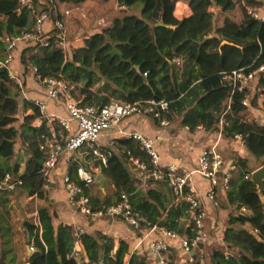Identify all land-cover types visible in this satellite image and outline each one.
<instances>
[{
  "label": "trees",
  "instance_id": "obj_1",
  "mask_svg": "<svg viewBox=\"0 0 264 264\" xmlns=\"http://www.w3.org/2000/svg\"><path fill=\"white\" fill-rule=\"evenodd\" d=\"M46 1L41 12L56 20L60 14L55 12L60 5H80L88 0ZM115 1L120 7L142 3L141 16L125 13L114 20L113 27L74 42L68 52L58 46L55 38L49 48L40 49L37 54L34 43L22 46L21 64L25 74L36 68L35 79L39 83L62 76L67 82L81 85L76 94L85 106L104 107L112 99L132 103L165 99L170 104L171 122L181 120L180 126L192 133L199 127L215 133L224 117L226 138L235 139L238 135L246 138V151L252 158H238L230 189L222 198L223 206L236 209L245 206L250 214L230 215L225 232L229 256L224 247L215 249L210 264H264V193L261 197L258 187L245 178L254 171L249 166L251 160L264 166V126L249 121V111L242 105L244 94L236 92L232 96V87L225 80L227 74L256 60L264 63V23L248 14L240 0H190L192 14L181 21L173 17L175 4L171 0ZM249 3L259 6L255 0ZM32 5L38 11L36 0ZM32 12L28 7H21L19 0H0L1 54L6 52V37L20 36L30 27ZM218 14L224 16L219 27L216 26ZM173 25L176 28L170 27ZM225 41L235 46L221 47ZM177 57L184 60L181 67L173 64ZM22 81L24 85L26 77ZM261 85L264 87V78ZM20 96L21 90L9 79L6 69L0 67V180L8 174L15 181L21 179L22 185L17 190L28 198L37 197L43 204L37 223L26 219L23 224L27 244L35 249L29 257L30 264H82L85 259L88 264H148L147 257L131 255L130 246L124 240H115L100 232L78 236L72 226L65 224L55 227L41 174L45 155L39 148L43 135L53 137L52 129L47 123L38 127L40 108L33 101H20ZM21 103L31 114L17 127ZM253 104L257 105L256 99ZM24 136L39 139L33 142L31 157L22 173L21 159L13 165L6 160L16 154L18 139ZM109 150L111 155L103 173L115 190L104 200L87 190L94 208L116 205L125 193L134 211L145 220L143 230L159 227L194 238L187 227L188 206L174 203L168 182L152 181L141 189L143 183L128 169L124 160L128 152L151 163L141 145L120 138ZM78 168L77 164L70 168L73 180H77ZM78 242L86 257L76 252ZM1 254L0 264H4L5 250ZM170 254L177 256L176 252ZM174 257L169 255L168 264H178Z\"/></svg>",
  "mask_w": 264,
  "mask_h": 264
},
{
  "label": "built area",
  "instance_id": "obj_2",
  "mask_svg": "<svg viewBox=\"0 0 264 264\" xmlns=\"http://www.w3.org/2000/svg\"><path fill=\"white\" fill-rule=\"evenodd\" d=\"M33 0H19L21 7L32 9L34 14L33 26L30 30L24 31L20 36L11 38L6 37L4 42L7 47V55L0 59V67L6 69L9 79L22 91V78L12 69V63L15 60V53L22 46L34 43L37 54L40 49L49 48L52 45V39H56L59 47L66 52L68 47V33L66 20L72 15L69 8L60 11V17L55 24L56 32L47 31L46 26L50 21V15L46 12L33 10ZM259 6L249 3V0H240L241 5L248 14L264 23V0H255ZM53 3L54 0H51ZM184 63L182 57L174 59L173 64L181 67ZM36 75L37 69L33 68ZM147 77V74L145 75ZM264 78V63L257 60L252 65L233 71L225 76V80L232 87V96L236 93L244 94L242 105L253 113L249 121L264 126V112L257 109V106L264 109V87L261 80ZM44 89V98L34 101L40 108L41 118L38 121V127L44 123H58L62 127V134L51 136L43 135L39 145L40 151L45 155V161L41 170L47 191L55 181V171L58 170L62 162L66 161L71 165L73 155L84 152L86 157H92L90 170L83 166L78 168L77 180H73L68 172L64 178L66 186L68 204L77 213L81 214L90 221L108 218L112 220H121L127 223L136 233H143V220L139 213L134 211L129 196L122 194L121 200L116 205L103 206L101 209H95L91 195L87 190L99 181L98 177L102 175L101 169L107 166L108 158L111 155L109 149L116 146V140H112L108 146L100 144L103 135L108 131H115L121 138L131 139L138 142L141 148L148 153L151 163L142 161L128 152L124 160L130 172L135 178L143 184L152 181H167L169 188L174 196L175 204H186L190 212L188 229L194 234V238L181 236L178 233L171 232L165 228L153 227L152 231H159L163 237L179 244V255L182 257L181 264H200L199 255H203L206 248L218 244L224 247L227 257L229 250L225 243L226 227L221 223L209 227L211 213L203 204V197H206L213 205L214 209L223 212V196H226L230 189V183L234 173L238 168V156L228 157L223 151V143L226 138L224 135V117L219 125V130L215 133L203 129L211 138L210 143L203 149L197 162V166L188 170L178 164L162 165L160 156L155 150L153 142L135 132H129L127 129L120 128L123 121L133 118H149L158 123V126L168 130L172 126L168 118L170 104L165 99L128 102L124 100L112 99L104 107L96 105H83L82 100L77 99L76 89L79 84L67 82L60 76L59 78H47L40 82ZM258 105H254V100ZM53 102L62 107L65 112L64 117L52 114L49 111V103ZM232 102V98L230 103ZM230 109V107H229ZM257 115H256V114ZM224 116V115H223ZM241 149L246 150L247 139L238 135L231 139ZM256 171V170H255ZM252 171L245 178L252 181ZM82 183V184H80ZM22 185L21 179L13 180L11 175H6L0 180V189L15 192L17 187ZM32 198V197H30ZM34 198V197H33ZM236 213L233 215L250 214L247 207L242 206L239 209L233 207ZM38 214V213H37ZM38 218V216H37ZM150 232V234H151ZM79 236L83 231H75ZM149 235V234H148ZM144 235L138 238L133 246L131 255L147 257L148 264H168L169 255L172 251L171 245L163 240L150 238ZM31 253L34 247H29ZM76 252L77 249H76ZM183 257L185 260H183Z\"/></svg>",
  "mask_w": 264,
  "mask_h": 264
},
{
  "label": "crops",
  "instance_id": "obj_3",
  "mask_svg": "<svg viewBox=\"0 0 264 264\" xmlns=\"http://www.w3.org/2000/svg\"><path fill=\"white\" fill-rule=\"evenodd\" d=\"M36 1L37 7L47 5L46 0ZM189 1L188 4L185 6V11L182 13L185 14L184 16L178 15L177 7L174 9L173 17L175 20L181 21L184 17L190 16L192 14L191 8L189 6ZM109 3H113L114 10L121 8V10H124L128 13H131L130 11L133 9L136 10V8H139L140 15L144 8V5L142 3H137L130 7H120L116 5L115 0H110L109 2H106L104 0H88L87 2L80 5L71 4L67 6H59V10L61 12L66 8L73 10L72 15L66 20L69 49L72 45H75L74 42H78V40L83 39L84 35H86L87 33L89 35L96 34L99 31L97 25H102L104 24V22H112V19L114 20L120 17L106 16L102 18H97V20L93 21V24L91 23V25H89V19L91 18V16H93V14L91 13H94L95 8H97L98 6H105ZM60 11H57L55 13L59 14ZM96 15H98V13H95V16ZM59 17L60 16H56V20L54 21V18L50 15V21L46 26L47 31L54 32L55 24ZM33 22L34 15L31 14L30 27H28L27 30H30L32 28ZM76 24H79L78 32L75 34V36H71V27ZM170 27L176 28V26L174 25ZM72 38H74L75 40L71 41ZM21 54L22 49H19V51L15 53V60L12 63V69L22 79L26 77V83L23 85L20 101L26 99L34 102L36 100L43 99L44 89L42 85L36 81L33 72H31L29 75L25 74L24 67L21 64ZM0 55L6 57L7 47L6 52L3 54L0 53ZM49 111L50 113L59 116L64 117L65 115V112L62 107L53 102L49 103ZM29 114H31V110H26L24 108L23 103H21L20 114L18 117V121L20 122V124H22L24 117ZM48 125L52 129V134L58 135L63 133L62 127L60 125L58 127L56 126V123H50ZM120 128L127 129V131L129 132L139 133L150 139L153 142L155 150L160 156V162L162 165L178 164L188 170H192L197 166L200 154L202 153L203 149L210 143L209 140L213 138L209 137V134L203 129L196 130L192 133L186 128H174V125H172L170 129L164 130L158 126V123L156 121L149 118L145 119L142 117H133L125 120L121 123ZM120 138L121 136L117 135L115 131H108L101 138L100 144L103 146H108V144L112 140H117ZM27 139H29V137ZM30 139L37 141L39 137H30ZM224 143L225 147H223V151L228 157L236 155L238 157L246 159L252 158L249 152L238 147V145L234 143L231 139H225ZM72 158L73 162L71 165L67 164L66 161L62 162L60 168L55 171L54 183L51 185L50 189L47 190V204L51 206L55 227H58L61 224H65L72 226L74 228V231H83V233L86 234H95L97 232H100L104 235L114 238L115 240H124L129 244L131 253L133 246L137 242L138 238L149 234L148 236L150 238L163 239L167 241L171 245V252H176L177 254L180 253L178 250L179 244L163 237V235L159 231L151 232V229H145L143 233H136L124 221L112 220L108 218L99 219L97 221H90L81 214L77 213L74 209H72L68 204L66 186L64 184L63 178L68 172H70V168L73 165L77 164L79 165V167L83 166L85 169L90 170V163L93 161L92 157H86V154L84 152L76 153L73 155ZM27 163L28 160H26V163L24 162V164H22V173L26 170ZM104 168L101 169V172L103 179L106 180L105 184H102L99 180L100 182L89 188V192L92 196L96 194V196H99L102 200L112 196L115 190L114 184L109 181L104 175ZM146 187L147 185L143 184L141 189H144ZM95 190L98 193H96ZM9 197H13V192H10L5 189H0V227L2 228V232L0 233V250L3 249L6 252V259L4 261V264H30L29 257L32 255V253L29 251L30 245L26 244L25 241V229L23 228L25 220L20 218V212H13V209L17 207L15 206L14 201H11L13 199H8ZM5 199L7 200V202L5 201ZM29 200L39 201L37 197H32ZM202 200L203 204L210 211L211 215L214 212L219 211L217 209H214L212 203L206 197H203ZM12 217H14V219ZM75 249H77L79 253L86 257V253L82 244L78 242L75 245ZM82 264H88V259H85Z\"/></svg>",
  "mask_w": 264,
  "mask_h": 264
},
{
  "label": "rangeland",
  "instance_id": "obj_4",
  "mask_svg": "<svg viewBox=\"0 0 264 264\" xmlns=\"http://www.w3.org/2000/svg\"><path fill=\"white\" fill-rule=\"evenodd\" d=\"M171 1L174 2L175 8L176 7L178 8L177 9L178 10V15L184 16L185 14H182V13L185 11V8H186L185 6L188 4L189 0H171ZM43 7L44 6L38 7V11L39 12L43 11V9H44ZM122 7H124V6H122ZM72 12H73V10H72ZM130 12L131 13H129V14H134V15L141 16L139 8L138 9L136 8V10L133 9ZM95 13H98V15L95 16ZM125 13H128V12H126L124 10H121V8L114 10L113 3H111V4L109 3V4L105 5V6H98L97 8H95L94 13H91V14H93V16H91V18L89 19V25H91V23L93 24V21L97 20V18H102V17H106V16H108V17H117V16H121V15H123ZM104 20H106V19H104ZM114 20L112 19L111 20L112 22H110V21L109 22H104V24H102V25L99 24L100 26L97 25L98 26V30H99V31L97 30L98 31L97 33L101 32L103 29H107V28L113 27ZM223 20H224V16L218 14L217 17H216V26L217 27L221 26L222 23H223ZM78 27H79V24L73 25L71 27V36H75V34L78 32ZM88 36H90L88 33L86 35H84V37H88ZM74 40L75 39L72 38L71 41H74ZM96 89L97 88H95L94 90L96 91ZM76 96H77V94H76ZM76 98L78 99V96ZM256 104L258 105L257 101H256ZM257 109H259L262 112H264L263 108H260V107L257 106ZM249 114H250L249 118H251L253 113L251 115V113L249 112ZM180 121L181 120H177L174 123H172V125H174V128L175 127H177V128L181 127L180 126ZM20 125L21 124L18 121L16 123V126L20 127ZM25 137L26 136L20 137L18 139V144L16 146V154L14 155V157H12L11 159L6 160L10 165H13L18 159L22 160V164H24V162L26 163V160L29 161V159L31 157V148H33L32 145H33V142L35 140L30 139V137H29V139H27L28 137H26V138ZM18 145H19V147H18ZM224 147H225V143H224ZM233 156H236V155H233ZM261 165H262L261 163L257 164V163H254V161H252V160H251V164H249L250 168L254 169V171L259 169V168H261V167H263V165L262 166ZM95 192H96V190H95ZM96 193H98V192H96ZM8 199L9 200L13 199L11 201H14L15 206L17 207V208L13 209V212L14 213L15 212L16 213L20 212V215H21L20 218L21 219H24V220L28 219L32 223H37V216H38L37 213L39 211V208L43 204H41L38 200H29L30 198H28L26 195L21 193L20 190H16L15 192H13V197H9ZM5 201L7 202L6 199H5ZM222 209H223V212H221L219 210V211L214 212L211 215V219H210L211 221L208 222L209 223V225H208L209 227H211L214 224L218 225L219 223H221L226 228L228 227V220H229L230 215H233L237 211H235V209L233 207L225 208L223 206ZM12 218L14 219V217H12ZM18 222H19V220H18ZM25 239H26L25 241H26V244H27L26 233H25ZM0 243H1V239H0ZM219 248H220V246H218V244H215L212 247L206 248V250H205L206 252L203 255H199L200 264H210L211 253L213 252V250L219 249ZM1 251L2 250H0V258L2 256ZM29 251H30V249H29ZM170 257H174L173 254H170ZM174 258L177 259V262H178V260L182 259V257L179 254H177V256H175ZM185 258H187V257H183V260H185ZM178 264H181V263L178 262Z\"/></svg>",
  "mask_w": 264,
  "mask_h": 264
},
{
  "label": "water",
  "instance_id": "obj_5",
  "mask_svg": "<svg viewBox=\"0 0 264 264\" xmlns=\"http://www.w3.org/2000/svg\"><path fill=\"white\" fill-rule=\"evenodd\" d=\"M225 45L235 46L234 44H231V43L225 41L222 43L221 47H223ZM137 69L139 70V67H137ZM98 179L101 181L102 184H105L106 180L103 179L102 175H100L98 177ZM252 182L258 187L259 194L261 197H263V193H264V166L257 169L256 171H254L252 173ZM256 238L258 241H261L259 236L256 235ZM100 264H104V263L101 262Z\"/></svg>",
  "mask_w": 264,
  "mask_h": 264
}]
</instances>
